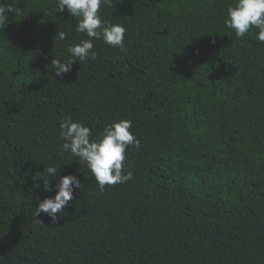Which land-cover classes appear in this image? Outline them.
<instances>
[{
	"label": "trees",
	"instance_id": "1",
	"mask_svg": "<svg viewBox=\"0 0 264 264\" xmlns=\"http://www.w3.org/2000/svg\"><path fill=\"white\" fill-rule=\"evenodd\" d=\"M5 3L0 264H264V43L225 26L234 0H113L101 14L127 28V53L96 40L95 61L56 78L52 60L85 37L76 19L56 0ZM67 117L93 139L132 120L133 179L101 192L62 152ZM49 164L82 184L57 223L34 215L55 195L32 179Z\"/></svg>",
	"mask_w": 264,
	"mask_h": 264
},
{
	"label": "clouds",
	"instance_id": "2",
	"mask_svg": "<svg viewBox=\"0 0 264 264\" xmlns=\"http://www.w3.org/2000/svg\"><path fill=\"white\" fill-rule=\"evenodd\" d=\"M113 0H56V10H65L76 19L75 31L85 34L79 43L67 46L68 58L53 59L55 78L63 77L72 71L74 62L97 59L94 42L102 40L112 48L127 53L125 25L106 22L101 14L103 7H111ZM17 13L11 4L0 0V26L9 21V14ZM225 26L235 32L237 39L245 37L255 29L254 35L264 43V0H234L227 8ZM68 33L57 32L55 41H65ZM212 43H215L214 41ZM59 123V135L64 141L62 152L78 158L79 164L86 165L94 176L101 192L107 185L126 183L133 179V173L127 168V150L130 146L140 147V140L131 131L130 119H121L108 124L96 139L92 138V129L81 121L71 117ZM62 165L49 164L43 171L33 175L34 181L43 180L45 192H55L54 196H45L35 207L36 217L45 214L52 223H57L63 216L69 202L74 199V190L81 189V181L74 174L61 175ZM52 181L56 183L52 184ZM39 187V185H37ZM40 220V219H39ZM41 221V220H40Z\"/></svg>",
	"mask_w": 264,
	"mask_h": 264
}]
</instances>
